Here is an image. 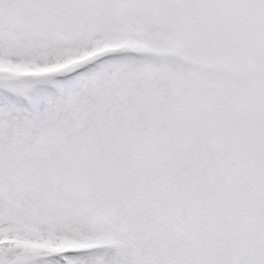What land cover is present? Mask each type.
<instances>
[{"label": "snow or ice", "instance_id": "1", "mask_svg": "<svg viewBox=\"0 0 264 264\" xmlns=\"http://www.w3.org/2000/svg\"><path fill=\"white\" fill-rule=\"evenodd\" d=\"M0 264H264V0H0Z\"/></svg>", "mask_w": 264, "mask_h": 264}]
</instances>
